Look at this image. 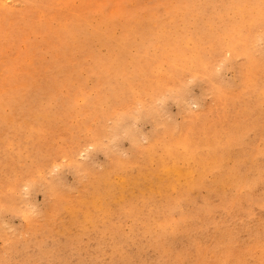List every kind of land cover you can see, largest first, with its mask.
I'll list each match as a JSON object with an SVG mask.
<instances>
[{
	"label": "rangeland",
	"instance_id": "rangeland-1",
	"mask_svg": "<svg viewBox=\"0 0 264 264\" xmlns=\"http://www.w3.org/2000/svg\"><path fill=\"white\" fill-rule=\"evenodd\" d=\"M0 264H264V0H0Z\"/></svg>",
	"mask_w": 264,
	"mask_h": 264
},
{
	"label": "clouds",
	"instance_id": "clouds-1",
	"mask_svg": "<svg viewBox=\"0 0 264 264\" xmlns=\"http://www.w3.org/2000/svg\"><path fill=\"white\" fill-rule=\"evenodd\" d=\"M157 108L161 113L164 112V106L163 105H158ZM199 108V105H195L194 110H197ZM124 119H130L128 117H125ZM116 135L118 137L116 143L113 145L115 152V155H122V158H127L128 154L125 150H123L120 146L124 141H127L129 143H133L134 139H137L136 137H133L131 134L129 135H123L122 131L118 130L116 132ZM146 142V140L144 141ZM139 140L137 139V143L133 144L134 147L138 146Z\"/></svg>",
	"mask_w": 264,
	"mask_h": 264
},
{
	"label": "bare ground",
	"instance_id": "bare-ground-1",
	"mask_svg": "<svg viewBox=\"0 0 264 264\" xmlns=\"http://www.w3.org/2000/svg\"><path fill=\"white\" fill-rule=\"evenodd\" d=\"M174 82V81H173ZM193 149V148H192ZM195 155V154H194ZM191 174V173H190ZM189 178V177H188ZM87 218V217H86Z\"/></svg>",
	"mask_w": 264,
	"mask_h": 264
}]
</instances>
